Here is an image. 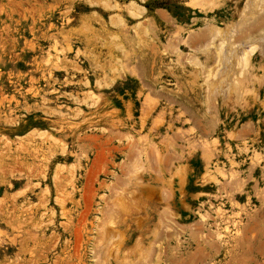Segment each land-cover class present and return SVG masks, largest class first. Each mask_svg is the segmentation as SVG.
<instances>
[{
	"label": "rangeland",
	"instance_id": "1",
	"mask_svg": "<svg viewBox=\"0 0 264 264\" xmlns=\"http://www.w3.org/2000/svg\"><path fill=\"white\" fill-rule=\"evenodd\" d=\"M0 264H264V0H0Z\"/></svg>",
	"mask_w": 264,
	"mask_h": 264
},
{
	"label": "bare ground",
	"instance_id": "2",
	"mask_svg": "<svg viewBox=\"0 0 264 264\" xmlns=\"http://www.w3.org/2000/svg\"><path fill=\"white\" fill-rule=\"evenodd\" d=\"M119 247V246H118Z\"/></svg>",
	"mask_w": 264,
	"mask_h": 264
}]
</instances>
